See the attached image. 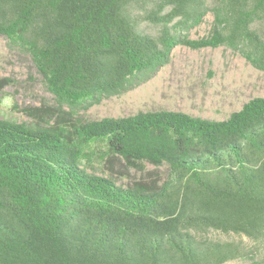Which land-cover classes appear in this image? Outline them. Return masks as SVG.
Masks as SVG:
<instances>
[{
	"label": "trees",
	"instance_id": "trees-1",
	"mask_svg": "<svg viewBox=\"0 0 264 264\" xmlns=\"http://www.w3.org/2000/svg\"><path fill=\"white\" fill-rule=\"evenodd\" d=\"M208 14L209 35L190 39ZM1 36L59 106L88 109L144 82L177 46H225L264 71V0H0ZM26 113L0 119V264H264V98L222 121ZM95 148L103 165L143 175L120 186L90 173Z\"/></svg>",
	"mask_w": 264,
	"mask_h": 264
},
{
	"label": "rangeland",
	"instance_id": "rangeland-1",
	"mask_svg": "<svg viewBox=\"0 0 264 264\" xmlns=\"http://www.w3.org/2000/svg\"><path fill=\"white\" fill-rule=\"evenodd\" d=\"M213 16L189 33L199 40L209 35ZM10 79L4 88L0 85V119L14 122L32 121L26 111L34 108L60 110L74 118L101 120L122 118L141 112L174 111L193 117L222 121L255 98H264V71L257 69L240 53L228 47L194 50L177 46L170 62L151 74L132 89L85 109L59 106L49 91L31 57L6 37H0V81ZM95 148V155L84 166L90 173L113 176L117 185L127 186L143 173L126 169L117 161L108 167L100 160L104 149ZM99 150V151H98ZM144 174L166 177V167L145 164Z\"/></svg>",
	"mask_w": 264,
	"mask_h": 264
}]
</instances>
